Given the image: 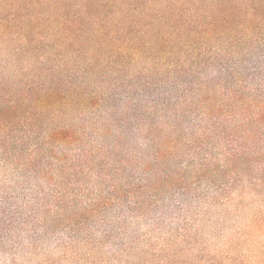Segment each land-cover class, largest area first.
<instances>
[{
	"label": "rangeland",
	"instance_id": "rangeland-1",
	"mask_svg": "<svg viewBox=\"0 0 264 264\" xmlns=\"http://www.w3.org/2000/svg\"><path fill=\"white\" fill-rule=\"evenodd\" d=\"M0 264H264V0H0Z\"/></svg>",
	"mask_w": 264,
	"mask_h": 264
},
{
	"label": "trees",
	"instance_id": "trees-1",
	"mask_svg": "<svg viewBox=\"0 0 264 264\" xmlns=\"http://www.w3.org/2000/svg\"><path fill=\"white\" fill-rule=\"evenodd\" d=\"M239 157H240V158H244L243 153L239 154ZM253 160H255V159H253ZM7 168H8V166H7ZM7 187L9 188V186H7ZM12 189H14V187H13ZM12 192H14V190H12Z\"/></svg>",
	"mask_w": 264,
	"mask_h": 264
}]
</instances>
